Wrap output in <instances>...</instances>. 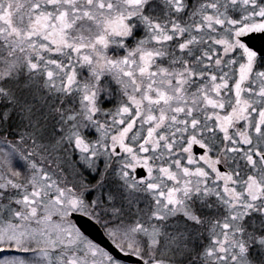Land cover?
Wrapping results in <instances>:
<instances>
[{
  "label": "snow or ice",
  "instance_id": "snow-or-ice-1",
  "mask_svg": "<svg viewBox=\"0 0 264 264\" xmlns=\"http://www.w3.org/2000/svg\"><path fill=\"white\" fill-rule=\"evenodd\" d=\"M257 38L264 0H0V264H264Z\"/></svg>",
  "mask_w": 264,
  "mask_h": 264
},
{
  "label": "water",
  "instance_id": "water-1",
  "mask_svg": "<svg viewBox=\"0 0 264 264\" xmlns=\"http://www.w3.org/2000/svg\"><path fill=\"white\" fill-rule=\"evenodd\" d=\"M251 44L256 47V48H261L264 49V39L262 38H257V39H253L251 41ZM84 227L88 230L89 234L94 236L96 239H99L102 241V237L99 235V233L92 227H90L87 223H84ZM126 264H133L131 259H126L125 260Z\"/></svg>",
  "mask_w": 264,
  "mask_h": 264
}]
</instances>
